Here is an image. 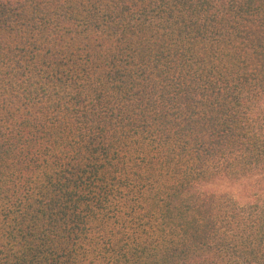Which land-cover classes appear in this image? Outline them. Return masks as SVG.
<instances>
[{"label": "trees", "instance_id": "16d2710c", "mask_svg": "<svg viewBox=\"0 0 264 264\" xmlns=\"http://www.w3.org/2000/svg\"><path fill=\"white\" fill-rule=\"evenodd\" d=\"M263 184L264 0H0V264H264Z\"/></svg>", "mask_w": 264, "mask_h": 264}, {"label": "rangeland", "instance_id": "374dc122", "mask_svg": "<svg viewBox=\"0 0 264 264\" xmlns=\"http://www.w3.org/2000/svg\"><path fill=\"white\" fill-rule=\"evenodd\" d=\"M253 179H234L221 177L208 185V188L217 192L232 195L239 202H246L251 198V187L255 184ZM264 186V184H263Z\"/></svg>", "mask_w": 264, "mask_h": 264}]
</instances>
